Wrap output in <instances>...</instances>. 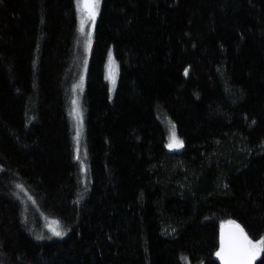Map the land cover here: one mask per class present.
<instances>
[{"label":"trees","instance_id":"16d2710c","mask_svg":"<svg viewBox=\"0 0 264 264\" xmlns=\"http://www.w3.org/2000/svg\"><path fill=\"white\" fill-rule=\"evenodd\" d=\"M77 20L74 0H0V264H217L226 224L264 239V0H101L84 179Z\"/></svg>","mask_w":264,"mask_h":264},{"label":"rangeland","instance_id":"374dc122","mask_svg":"<svg viewBox=\"0 0 264 264\" xmlns=\"http://www.w3.org/2000/svg\"><path fill=\"white\" fill-rule=\"evenodd\" d=\"M75 1V7L77 12V18H78V24H77V42L79 44L80 53H76V66L80 64V67H82V73L79 75V79H77L76 83L72 85L71 88V96L69 100V117L71 121V127H72V143L74 148V158L76 162L80 166V174L82 175L83 179L85 177V163H84V151H83V143H82V113L79 105V95H80V89L82 84V80L84 82V76H85V70L87 67V62L90 54L91 49V43H92V33H93V27L95 20L98 16L99 10H100V4L101 0H98V7H96L94 10L85 8V3H95L96 0H74ZM94 11V17L92 15ZM82 21H83V30L82 29ZM118 79V69L116 62L113 58V55L111 52H108L105 60L104 65V80L107 83L108 86V92L109 96L112 97L115 92L116 84ZM75 101V103H73ZM77 113L79 115L77 116ZM166 124H169L168 122ZM171 125H168V141L166 143V150L169 152L179 151L182 149L183 145L176 148H169L168 145L171 142V132L172 127ZM79 129V139L77 140V130ZM176 135V134H175ZM176 138L181 142V140L176 136ZM182 144V142H181ZM53 220L46 221L47 229L53 234L51 231L52 227H55L58 231L60 229L58 228L57 223L53 224ZM61 232V231H60ZM62 233V232H61ZM54 235V234H53ZM62 236V235H61ZM60 237V236H59ZM259 253L256 257H258Z\"/></svg>","mask_w":264,"mask_h":264},{"label":"snow or ice","instance_id":"6c2138e0","mask_svg":"<svg viewBox=\"0 0 264 264\" xmlns=\"http://www.w3.org/2000/svg\"><path fill=\"white\" fill-rule=\"evenodd\" d=\"M85 8L95 9L98 7V0L95 3H85ZM94 17V11L92 13ZM83 30V21L82 29ZM75 103V101L73 102ZM79 113H77V116ZM79 139V129L77 130V140ZM182 146L181 142L176 138L175 135V125H172L171 132V142L168 147L176 148ZM53 224L56 222L53 221ZM236 229V234L233 235L232 239L229 241L227 246H223L222 250L217 253V256L220 257L222 264H252L259 252L264 251V239L253 243L248 237L244 234L243 229L239 225H232ZM51 231L55 236H61L62 233L58 231L55 227L51 228Z\"/></svg>","mask_w":264,"mask_h":264},{"label":"water","instance_id":"95a60500","mask_svg":"<svg viewBox=\"0 0 264 264\" xmlns=\"http://www.w3.org/2000/svg\"><path fill=\"white\" fill-rule=\"evenodd\" d=\"M232 225H234V224L229 223V224H226L225 226H223L221 228L220 233H219V248H218L217 253L221 252V250H222V242H223V246L226 247L227 244L229 243V241L232 239L233 235L236 234V229H234ZM217 253L215 256V260H216L217 264H222V261H221L220 257L217 256ZM255 260H256V258H255ZM255 260L252 262V264L255 263Z\"/></svg>","mask_w":264,"mask_h":264}]
</instances>
